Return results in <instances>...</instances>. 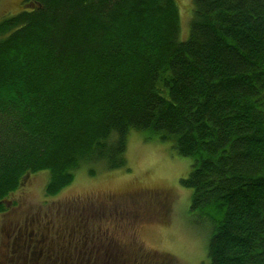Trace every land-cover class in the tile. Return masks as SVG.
I'll return each mask as SVG.
<instances>
[{
    "label": "trees",
    "instance_id": "obj_1",
    "mask_svg": "<svg viewBox=\"0 0 264 264\" xmlns=\"http://www.w3.org/2000/svg\"><path fill=\"white\" fill-rule=\"evenodd\" d=\"M190 1L185 36L177 0H23L0 19V210L41 171L51 197L87 163L124 167L144 132L190 160L210 264H264V0Z\"/></svg>",
    "mask_w": 264,
    "mask_h": 264
},
{
    "label": "rangeland",
    "instance_id": "obj_2",
    "mask_svg": "<svg viewBox=\"0 0 264 264\" xmlns=\"http://www.w3.org/2000/svg\"><path fill=\"white\" fill-rule=\"evenodd\" d=\"M22 1L0 0V19L23 10ZM177 1L185 36L191 1ZM126 158L124 167L113 170L100 168L101 162L87 163L76 171L70 185L51 197L45 194L48 173L30 175L7 198L10 209L0 214V224L11 217H32L39 211L47 213L46 221L59 245L75 239V235L67 234L73 232L74 219L98 226L102 233L106 231L111 241L115 240L112 244L104 240L110 248L104 255L108 264H210L209 231L194 222L190 210L192 190L180 183L190 171V160L174 152L170 141L147 140L139 131H131L128 136ZM90 169L96 173L92 175ZM160 193H167V198L150 200ZM108 196L121 209L111 213L100 205H112ZM76 208H80L77 214L70 213ZM103 212H109L108 217ZM98 241L93 239L95 247Z\"/></svg>",
    "mask_w": 264,
    "mask_h": 264
},
{
    "label": "flooded vegetation",
    "instance_id": "obj_3",
    "mask_svg": "<svg viewBox=\"0 0 264 264\" xmlns=\"http://www.w3.org/2000/svg\"><path fill=\"white\" fill-rule=\"evenodd\" d=\"M9 209L6 199L5 209L0 210V214H6ZM46 217L47 213L38 211L32 217H11L0 224V264H91V261L95 264H108L109 259L104 260V255L110 249L104 245V240L108 238L102 236L96 247L93 244L89 246L87 235L80 232V236H74L77 238L75 241L59 245ZM72 242L77 244L71 246ZM108 242L111 244V239ZM71 250H75L76 255Z\"/></svg>",
    "mask_w": 264,
    "mask_h": 264
},
{
    "label": "bare ground",
    "instance_id": "obj_4",
    "mask_svg": "<svg viewBox=\"0 0 264 264\" xmlns=\"http://www.w3.org/2000/svg\"><path fill=\"white\" fill-rule=\"evenodd\" d=\"M39 2V1H38ZM40 4V3H39ZM228 37V36H227ZM254 72V71H253ZM262 140H263V138H262ZM261 241V240H260Z\"/></svg>",
    "mask_w": 264,
    "mask_h": 264
}]
</instances>
